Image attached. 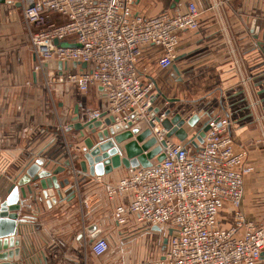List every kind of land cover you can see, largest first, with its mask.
<instances>
[{
  "label": "built area",
  "instance_id": "obj_1",
  "mask_svg": "<svg viewBox=\"0 0 264 264\" xmlns=\"http://www.w3.org/2000/svg\"><path fill=\"white\" fill-rule=\"evenodd\" d=\"M5 1L20 7L33 72L46 79L48 89L75 85L86 93L92 87L102 98L104 107L85 110L81 121L112 116L116 123L131 121L142 129L153 123L151 135L163 159L154 157L149 166L126 168L118 180L101 185L107 199H121L111 211L117 226L132 221L145 230L164 229L165 248L155 262L147 264H264V219H250L241 209L243 177L249 167L246 151L235 147L229 133L228 117L209 116L201 141L196 138L200 124L186 140L165 136L159 124L164 115L153 112L155 85L143 79L138 68L144 46L162 49L158 69L171 66L180 33L199 26L196 3L189 2L184 11L174 14L145 16L133 11L135 0ZM55 41L78 46H59ZM72 125L60 119L54 139L70 163L67 177L75 193L79 174ZM77 150L82 153L83 147ZM82 204L88 207L87 196ZM80 234L93 256L109 251L107 236H92L86 227Z\"/></svg>",
  "mask_w": 264,
  "mask_h": 264
},
{
  "label": "crops",
  "instance_id": "obj_2",
  "mask_svg": "<svg viewBox=\"0 0 264 264\" xmlns=\"http://www.w3.org/2000/svg\"><path fill=\"white\" fill-rule=\"evenodd\" d=\"M189 2L196 3L199 26L180 33L171 66L158 69L156 61L162 49L144 46L138 68L160 95L153 102L159 107L158 114L169 111V117L178 114L185 120L192 115L199 117L195 127L183 126L187 138L209 116L228 117L229 133L235 147L246 151L249 167L243 177L241 209L248 218L260 222L264 219V52L258 42L264 32V0H135L133 11L145 16L164 11L174 14L184 11ZM32 66L20 7L0 2L1 196L36 157L51 160L47 169L66 160L54 139L60 119L74 124L81 121L85 110L104 107L92 87L86 93L75 85L50 91ZM75 109L78 119L73 118ZM70 135L77 141L74 164L79 174L78 192L70 200H58L51 206L42 198L40 188L27 194L18 211L21 257L17 264H121L125 256L121 252L111 258V244L103 256H93L80 233L83 227L89 230L94 226L109 242L110 235L120 233L111 211L121 199H107L101 185L118 180L126 168L117 167L99 178L82 173L78 163L83 152L77 149L84 145L78 130L72 128ZM170 138L178 141L174 135ZM72 186L70 182L61 189L63 197ZM85 196L87 208L82 204ZM133 224L131 221L129 226ZM163 236L158 249L133 264L155 262L163 251Z\"/></svg>",
  "mask_w": 264,
  "mask_h": 264
},
{
  "label": "water",
  "instance_id": "obj_3",
  "mask_svg": "<svg viewBox=\"0 0 264 264\" xmlns=\"http://www.w3.org/2000/svg\"><path fill=\"white\" fill-rule=\"evenodd\" d=\"M0 2L6 1L0 0ZM55 42L57 43V41ZM57 44L64 47L78 46V44H71L66 41ZM258 45L264 52V32ZM81 65L84 67L85 63H81ZM159 96L157 94L155 98ZM158 111L159 107L153 110L154 113ZM74 114L73 118L78 119L77 109L74 110ZM162 114L164 117L161 120L155 116L161 126L160 132L167 137L174 135L178 140H184L187 136L184 125L193 128L199 121L197 115H192L185 120L178 114L169 117V111H164ZM131 116L138 120L135 114ZM152 125L153 123L150 122L149 126L143 129L141 125H133L131 121L122 125L114 122L112 116L74 123L72 127L79 131V136L84 145L81 160L78 163L80 171L82 173L88 172L91 176H101L120 166L125 168L149 166L154 157L157 161L162 160L164 154L159 153L160 146L155 145V137L151 135L150 126ZM207 128L206 123L201 125L196 136L198 141L202 140ZM50 162L51 160L46 158L36 157L24 173L16 177L6 187L4 195H0V264H17L20 260V235L17 227L21 225L19 219L21 217H18V211L27 194L31 195L34 190L40 188L42 198L48 206L56 204L58 200H70L74 197L73 190L65 197L61 192V189L70 185L67 177L69 161L65 160L63 163L47 169ZM57 176L61 179H58ZM151 229L159 230V227L153 226ZM89 231H93L92 236L99 233L94 226ZM166 242L167 239L164 237L162 249L165 248Z\"/></svg>",
  "mask_w": 264,
  "mask_h": 264
},
{
  "label": "rangeland",
  "instance_id": "obj_4",
  "mask_svg": "<svg viewBox=\"0 0 264 264\" xmlns=\"http://www.w3.org/2000/svg\"><path fill=\"white\" fill-rule=\"evenodd\" d=\"M41 80L44 83L46 79L41 76ZM53 83V84H52ZM56 82H50L49 86L53 88ZM63 89V88H61ZM50 91H53L51 89ZM89 98L92 99L91 95ZM54 103V102H53ZM56 106V102L54 103ZM57 107V111H58ZM54 111V109H53ZM62 116V112L59 111L58 117ZM130 224V223H129ZM126 226H120V233L110 235L111 244V258L117 257L119 253H124L125 256L122 257L121 264H133L135 262H140L146 255L153 253L155 249L159 248L161 234L164 233V229L159 228V230L142 229L140 223L135 222V224ZM165 236H163L164 238ZM116 255V256H115ZM159 258V257H158ZM120 264V262H117Z\"/></svg>",
  "mask_w": 264,
  "mask_h": 264
}]
</instances>
